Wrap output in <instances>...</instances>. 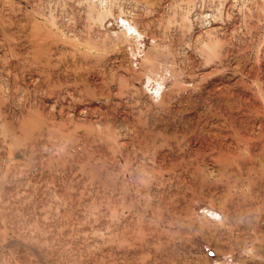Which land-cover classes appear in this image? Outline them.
Wrapping results in <instances>:
<instances>
[{
	"label": "rangeland",
	"instance_id": "rangeland-1",
	"mask_svg": "<svg viewBox=\"0 0 264 264\" xmlns=\"http://www.w3.org/2000/svg\"><path fill=\"white\" fill-rule=\"evenodd\" d=\"M0 264H264V0H0Z\"/></svg>",
	"mask_w": 264,
	"mask_h": 264
}]
</instances>
